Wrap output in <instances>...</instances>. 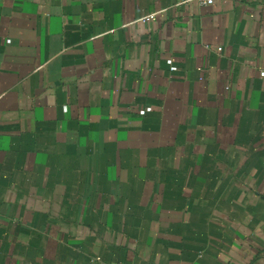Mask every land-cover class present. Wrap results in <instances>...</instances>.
I'll list each match as a JSON object with an SVG mask.
<instances>
[{"label":"crops","instance_id":"crops-1","mask_svg":"<svg viewBox=\"0 0 264 264\" xmlns=\"http://www.w3.org/2000/svg\"><path fill=\"white\" fill-rule=\"evenodd\" d=\"M262 71L264 0H0V264H264Z\"/></svg>","mask_w":264,"mask_h":264},{"label":"built area","instance_id":"built-area-1","mask_svg":"<svg viewBox=\"0 0 264 264\" xmlns=\"http://www.w3.org/2000/svg\"><path fill=\"white\" fill-rule=\"evenodd\" d=\"M190 1H197V2H199L200 4H202V5H212V4H214V2H215V0H181V2H182V4L183 3H188V2H190ZM219 50H221V49H219ZM169 64H172L171 63V61H169ZM171 69L172 70H176L177 68L176 67H174V66H172L171 67ZM261 76H263L264 77V71H262L261 73ZM151 109H145V110H142V111H140V113L141 114H145L147 111H150Z\"/></svg>","mask_w":264,"mask_h":264}]
</instances>
